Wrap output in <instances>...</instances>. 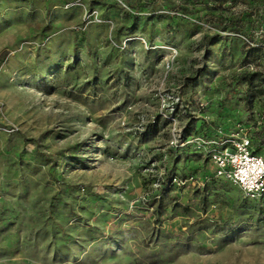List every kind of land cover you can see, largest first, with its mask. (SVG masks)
<instances>
[{
  "label": "rangeland",
  "instance_id": "obj_1",
  "mask_svg": "<svg viewBox=\"0 0 264 264\" xmlns=\"http://www.w3.org/2000/svg\"><path fill=\"white\" fill-rule=\"evenodd\" d=\"M261 135L264 0H0V264H264Z\"/></svg>",
  "mask_w": 264,
  "mask_h": 264
},
{
  "label": "built area",
  "instance_id": "obj_2",
  "mask_svg": "<svg viewBox=\"0 0 264 264\" xmlns=\"http://www.w3.org/2000/svg\"><path fill=\"white\" fill-rule=\"evenodd\" d=\"M200 107L204 109L206 106L201 103ZM183 138V133L176 135L172 141L174 148H181L189 143ZM216 144L219 148L211 149L209 155L217 176L235 183L251 198L263 197L264 157L255 152L252 140L249 137H224Z\"/></svg>",
  "mask_w": 264,
  "mask_h": 264
},
{
  "label": "trees",
  "instance_id": "obj_3",
  "mask_svg": "<svg viewBox=\"0 0 264 264\" xmlns=\"http://www.w3.org/2000/svg\"><path fill=\"white\" fill-rule=\"evenodd\" d=\"M258 144H259V147H258L259 149H261L262 147H264V135H261ZM253 146H254V143H253ZM254 150H255L256 153L259 154V152H258V150H257V148L255 146H254Z\"/></svg>",
  "mask_w": 264,
  "mask_h": 264
}]
</instances>
